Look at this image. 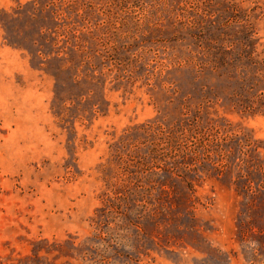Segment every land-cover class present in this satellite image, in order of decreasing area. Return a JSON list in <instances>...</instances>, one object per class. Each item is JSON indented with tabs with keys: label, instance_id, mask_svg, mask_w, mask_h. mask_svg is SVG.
<instances>
[{
	"label": "rangeland",
	"instance_id": "374dc122",
	"mask_svg": "<svg viewBox=\"0 0 264 264\" xmlns=\"http://www.w3.org/2000/svg\"><path fill=\"white\" fill-rule=\"evenodd\" d=\"M257 164L264 0H0V264H264Z\"/></svg>",
	"mask_w": 264,
	"mask_h": 264
},
{
	"label": "trees",
	"instance_id": "16d2710c",
	"mask_svg": "<svg viewBox=\"0 0 264 264\" xmlns=\"http://www.w3.org/2000/svg\"><path fill=\"white\" fill-rule=\"evenodd\" d=\"M248 54H252V52H249ZM248 59H253L252 55H248ZM175 137L177 138V141H180L178 135H175ZM185 140H188L190 142H187ZM168 142L169 143L167 147H162L163 149H167V151L165 152V156H170L173 159L176 158V163L183 164L185 167L190 166L192 164V161L209 159L211 157L213 148H215V146L217 148H221L222 146L219 137H214L211 139L210 135L206 132L201 133V135L192 134V138L189 137L188 139H183V141H180L179 145L184 146V154L178 153L176 147L172 145L170 141ZM178 156L183 157L181 160H178ZM256 168L261 173H264V166L262 164H257Z\"/></svg>",
	"mask_w": 264,
	"mask_h": 264
}]
</instances>
